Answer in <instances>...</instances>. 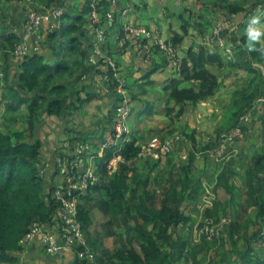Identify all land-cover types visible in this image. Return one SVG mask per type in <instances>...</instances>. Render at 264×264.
Segmentation results:
<instances>
[{"label":"trees","instance_id":"16d2710c","mask_svg":"<svg viewBox=\"0 0 264 264\" xmlns=\"http://www.w3.org/2000/svg\"><path fill=\"white\" fill-rule=\"evenodd\" d=\"M14 1L0 0V18L2 17L5 22L11 15L8 16L7 11H12L11 6L8 8V5H5H13ZM40 1L47 10H64L60 18L62 22L60 28L44 29V39L47 42L45 53L49 51L53 57L52 61H49L48 56L43 52L26 55L19 62L17 73L13 75L11 58L14 57V51L22 43L23 38L16 32L19 25L17 20H12L14 21L12 26L8 24L4 27H2L3 21H0V75L1 73L3 75L0 76V91L5 99V101L0 100V104L5 106L7 113H17L22 120V122L19 120L22 125L20 130L0 129V264H19L20 253L24 250L21 241L35 222L51 226L52 230L60 238L62 237L63 222L60 217L62 203L54 196L56 190L54 180L61 173V169L56 164L52 174L44 170L46 167L43 155L44 142L37 134L42 113L64 118L66 113L72 112V107L79 110L83 104L95 99L97 93L85 90L87 75L101 78L104 87L115 95L116 100L112 109L124 100V95L117 89L119 84L112 71H109L101 60L96 62L90 60V48L86 45V39L89 36H94L96 39L95 32L90 27L89 12L92 0H84L81 6L73 4L75 0ZM229 1L234 3V0ZM96 7L103 19L108 12L113 13L115 18L113 23L106 20L102 23L112 34L116 30L117 34L123 36L124 23L120 21V10L113 5L112 0H97ZM259 8H264V0H254L252 6L248 8L241 6L237 9L246 13L242 27L249 21L250 15L256 13ZM234 13L228 14L234 15ZM202 17L209 24L216 23L212 21L211 15L200 18ZM231 20L234 21V18L232 17ZM204 24L202 21L198 24L202 35L205 33ZM183 29L184 33L170 29L167 44L176 50L186 44L189 27L184 25ZM223 34L227 36L226 43L233 50L236 61H231L232 58L227 55L229 60L220 52L217 43H214L211 49L204 44L192 42L186 48L185 56L178 62L177 75L165 86L163 96L166 113L172 115L177 110V118L181 119L190 106L208 100L220 88L222 83L218 75L211 70L212 67L223 69L229 65L233 69L247 70L252 77L245 87L234 90L231 103L223 108V118L217 128L220 135L235 130L241 124L243 115L261 95H264V75L261 69L253 65L256 61L264 65V46L259 41L252 50H249L246 34L241 37L235 32L226 35L225 31ZM147 42V39L143 40V44ZM126 47L128 45H124V48ZM158 51L164 55L162 50L158 49ZM155 70L148 73L147 77L150 80L139 84L138 90L128 87L131 101L142 100V94L147 93V85L153 83L151 76ZM106 74H109L108 80L104 79ZM59 79H66L69 83H57ZM79 82L82 83L81 90L86 91L84 96L82 91H77L74 86L69 87L70 83L74 85ZM75 96H77L76 100ZM65 97H72V104H68ZM144 110L150 111L152 108L147 107L141 112ZM110 113L111 111L109 115ZM23 115H26V118L23 119L25 117ZM171 130L167 129L160 137L167 139V134L173 133ZM186 132L187 137L196 140L190 132ZM102 139L109 142L115 140L113 127L102 133L100 138H94L95 142L82 137L72 138L70 142H83V144L89 142L98 150L102 148ZM138 141L139 139L134 137L122 148L112 146L104 151L103 156L97 154L93 164L95 174L100 175L101 179L99 182L90 180L87 194L84 196L89 199L92 193H97L100 199L95 207L110 219L99 229L89 204L82 203L78 206V219L85 231L88 244L93 247L96 260L90 262L86 258L81 259L79 250L72 249L74 264H178L182 263V260L188 264H264V149L251 158L246 170L247 188L244 194L247 205L245 200L240 203L237 216L230 224L231 231L223 238L222 247L209 259H203L200 257L202 245L208 246L205 249L207 255L218 240L209 243L205 239V243L194 244L189 248L185 229L190 224L192 216L189 213L190 207L187 210L182 209L185 201H188L190 206L196 204L203 192L200 177L194 186L190 183L195 154L191 150L189 161L182 169L183 176H170L168 186L159 192L152 184V178L157 177L161 182L165 179L169 171L163 168V160L165 163L174 162L177 151L173 150L165 159L156 161L149 159L142 170L138 171L130 164L141 152ZM69 148L71 151L76 149L71 145ZM115 154L120 155L124 162H120L116 172L108 176L107 163ZM60 156L63 157L64 154ZM74 156H69V160L76 158ZM85 161L87 163V158ZM155 170H157L156 174ZM238 171V167L228 165L220 172L214 190L217 192L224 184L232 190L228 192V202L215 201V210L218 213L219 211L228 213L227 206L237 201L235 194L237 187L232 184V179ZM82 193L80 190L75 191L76 196ZM251 208H257L258 227L249 232L243 229L240 219L244 218L240 215L246 216ZM215 214L214 209L208 208L205 216L212 218ZM220 216L222 214H218L217 219L220 220ZM139 238L142 239L141 242ZM104 239H113L115 251L111 252L104 246L100 251L98 243ZM235 246L240 248L239 257L236 259L233 258L236 256ZM81 248V250L86 249ZM220 254H222L221 258H219Z\"/></svg>","mask_w":264,"mask_h":264},{"label":"rangeland","instance_id":"374dc122","mask_svg":"<svg viewBox=\"0 0 264 264\" xmlns=\"http://www.w3.org/2000/svg\"><path fill=\"white\" fill-rule=\"evenodd\" d=\"M253 1L254 0H234V3L233 2L231 3L229 0L228 2L226 0H223V2H221L220 0L218 1H213V0H121L119 10L126 9V8L129 9L130 5H132L131 7L133 8L136 7L135 11L134 9L133 11L132 10L130 11V16L132 19H135L136 13H132V12H136V11L139 12L140 16H137L139 21H137L138 23L136 21L133 22V20L131 22H133L136 26L146 25L148 26V28L155 29V31L157 30L158 33L160 32V35H159L160 39L163 40L165 44H166V40L169 37L170 29H174L181 33H184L185 31L183 29V26L185 25L189 27L188 36L185 41L186 42L185 46L177 50L180 60L185 56L186 48L190 46L189 44H191L192 42H198V43L204 44L205 46L211 49H213L214 43H217L220 46L218 50L226 56L229 55V57L232 58L231 61L235 62L236 58L233 54V50L231 49L230 46L227 45L226 39H225L227 38V36H224L223 33L226 31L227 33L226 35H231L233 32H235V34L239 33L240 34L239 37H241L243 34H246L245 29L247 28L251 18L253 17H259L260 24L264 25V8H259L258 10H256V13H254L253 15H250L249 21L245 22L246 25L242 27V22L244 21L246 13L238 11L237 9L241 6L248 8L249 6H252ZM83 2L84 0H75L73 4L75 3L81 6ZM5 6H7L8 8L9 6H11L12 11H7L8 16L11 14L9 16L8 21L5 22L1 19L2 17L0 18V21H3L2 27L8 24L12 26L13 25L12 23L15 20H17L19 22V25H18L19 32L18 33L22 36L23 41L24 39L27 40L26 35H29L30 33L24 27V20L27 17V15L31 12H35L39 15L45 14V10L42 8L44 4L40 0H24V1L15 0L13 5L6 4ZM51 10L53 9H49V11ZM225 11H229L228 13H231V12H235V13L234 15L232 14L229 15ZM224 14H226V17L228 18L227 20L229 21V26L224 28L223 33L219 37H217V34L215 32L216 24L215 23H213L214 25L209 24L204 17L200 18L201 16L211 15L213 16V18L211 17L212 21L216 22L219 17L223 18ZM232 17L234 18V21L230 20ZM12 20L14 21L12 22ZM200 21L205 23L204 24L205 33L203 35L201 34V30L198 25ZM56 23H57V20H56ZM56 23H53L51 25H55ZM103 26L105 30V36H106L105 44L107 45H106V49L104 48L102 50L105 53V55H107L108 57L113 59L114 62L119 64L118 72L120 70L121 71L118 74L117 78L122 80V82L124 83V88L120 86L121 82L117 81L119 84L117 89L119 92L122 89L123 91H121V94H123L122 92H124L126 96L128 97V100H129L128 108H130L131 113L129 114L130 116L128 118L121 119L122 118L121 114L120 112H118L116 107H113V109L112 108L107 109V110L105 109L103 111L101 109H98V110H101V114L100 116H98L96 120L102 119V125L101 124L97 125V129H98L97 132L89 133L90 131L85 130L86 128L84 129V124H82V121L81 123L79 121L80 119L82 120L84 119L85 121L90 123L91 121H88L89 119L88 116L89 114H91V112H93L92 108H88V110H83L82 108L79 110H76L72 107L71 108L72 112L66 113V116H65L68 119V123H67L68 130L67 132L65 131L66 136H64L65 139L67 138L65 141V143H67V146H66L67 148H65L64 150H60L58 152L57 166L59 168L61 167L60 169H63L64 165L58 164L59 159L68 160V157L73 156V155H75L74 157H77L76 159L79 158V160L80 161L82 160L83 162L84 160H86V158L93 161L95 160L97 154L100 156H103L104 151L106 149H109L112 146L122 148V146L125 143L132 141L134 137L139 139L138 144L140 145V147H142L146 145L150 141L151 138L157 137V136L160 137V135L164 133V131H166L167 129L169 130L172 129L171 131H173V133L167 134L166 138L171 139L172 141L175 140V142H180L181 150L183 152H180L181 155L179 157H176L175 161L172 163H165V160H163L164 162L162 163L163 168L173 173L170 174L168 172V174L164 177L165 179L162 182L157 177L152 178V184L156 186L158 188V191L160 192L162 191L163 188L168 186V183H169L168 180H170L169 179L170 176L172 175L173 177L181 176L183 172L182 170L183 166L186 165V163H188L189 156L191 154L190 152L191 150L193 151V153L195 154L194 157L196 158L193 163L194 170L192 171V175L190 177V183L192 186H194L196 181H198V178L200 177L201 185L203 187V192L199 196V199L196 202V204L190 206L188 205L189 204L188 201H185V203L182 205L183 210H187L190 207L189 213L192 216V220L190 221V224L185 230H186V233L189 239L188 240L189 248L193 246L194 244L205 243L204 242L205 239H207L209 243H211L215 239L219 241V242L217 241L216 244L214 243V248L212 247V251L208 253L207 255H206L205 249L208 246H206L205 244L202 245L203 248L200 251V257L203 259L204 258L209 259L211 256L215 255L217 251L220 249V247H222V245L224 244L223 238L226 235H228L231 231L230 224L232 223V220L235 218V216H237V212L240 208V203L245 200L244 201L246 203L245 205H247L246 196L244 194L247 188L246 181H245L246 170L250 163L249 161H251V158L257 152H261L264 149V101H260L261 98H264V95H261L256 100L254 105L250 107V109L246 112V114L243 115L242 118H247L248 120L244 122H242L241 120V124H242L241 128L242 130L245 129L246 131H242V134H243L242 137L239 136V137L234 138L233 144L228 153L229 155L227 156V157L229 156L230 157L226 159L213 157V155L216 154L217 150L219 149L220 145L223 142L221 140L222 136L225 133H228V132H223L220 135V132L219 133L217 132V128L220 126V121L223 118V112H224L223 108H226L227 105L231 103L234 90L245 87V85L247 84L250 77H252V75L247 70L233 69L229 65H226L223 69H217L214 67L211 68V70L215 74L218 75L219 80L223 78V74L225 72L224 81L226 85H224V81L223 82L221 81L222 84L220 88L218 89L217 93L213 97L209 98L208 100L203 101L200 104H198L199 105L198 108L201 111V113L199 114V110H198V115L206 116V119L202 124L201 131H198L197 127H194L195 124H198V123H196L191 118L190 113L187 115L188 112H186V114H184V116H182L181 119L177 118V113H178L177 110L172 115H168L166 113V105H165L164 97L162 99H156L155 98L156 94L154 91L149 92V94L143 96L142 100L136 99L134 101H131V97L129 96V90H128V87H130V85L128 84L130 83L129 82L127 83V80L124 79V77L126 76L125 75L126 67L125 68L122 67L124 66L123 64L127 62V60L125 59L126 57L124 56L125 52L122 51L123 50L122 47L119 49V54L121 56V61H119L118 56L117 57L115 56L113 49L111 48L112 45L116 44V41L115 43L113 41L109 43V39L111 37V31L109 28L107 30L104 24ZM41 29H42V26L38 30V32H41ZM43 38H44V32L38 35V37L36 38V41L41 42ZM241 40L242 39L240 38V41ZM260 42L261 44L262 42H264V35H262ZM148 43L150 42L148 41ZM141 45L145 46L143 42L141 43ZM129 48L131 49L130 50L131 52L132 50H134L133 46H128L126 48V51H128ZM154 48H156L157 50L158 49L162 50L160 47H157L155 45H154ZM143 51H144V48L141 47V49L137 51H133V52H135L136 57H144ZM161 52L165 55L164 57H166V59L168 56V62H171L173 67H175V69L178 70L179 66H175L173 60L178 61V62L180 60L174 57H172L171 59V56L166 51H161ZM253 65L261 69L264 75V65L263 64L256 61ZM0 76L1 77L3 76L2 73ZM67 80H70V79H67ZM61 82H65L66 84L69 83L66 81V79H59L57 81V83H61ZM75 85L77 84L73 85L70 83L69 87L74 86V89H77V91L78 90L82 91L81 90L82 87L80 88V85H77V87ZM88 86H92V85H88ZM85 92L86 91L81 92L83 96L86 94ZM216 97L217 99L219 97V99L218 100L214 99ZM3 98H4V95L2 91H0V100L5 101V99ZM71 99L72 97L67 98L68 104L69 103L72 104ZM213 100L215 101V103H220V105L217 106ZM150 102H152L156 106L154 111L151 114L147 113L148 112L147 110L141 112L140 108L146 107L148 104H151ZM110 111L111 113L109 115ZM43 115L44 113H42L41 117ZM80 115H82V117ZM23 116H25L23 117V119L26 118V115H23ZM92 117L93 116L91 115V118ZM171 119H172V122H171ZM19 120L22 122L20 117L17 116V113H14V114L7 113L5 106L3 104H0V129L2 130L4 129L7 131L20 130L22 129V125ZM96 120H94V122ZM75 121H78L81 126L78 127ZM115 122H121L125 124V129H127V132L124 133L123 137L116 136L117 139L112 143H107L105 139H102L103 142H102L101 149L97 150L93 146L89 145L90 149H88L82 157H79L78 152L76 153L75 150L81 148V146L84 144L83 142L81 143L74 142V141L70 142L72 138L82 137L84 139H89V140H92L94 138L98 139L101 137L102 133H104L105 131H109L110 128L114 126ZM186 131L188 133L190 132L191 133L190 135H193L196 138V140L190 137H187L185 134ZM69 132H71V134H69ZM87 144H90V143L87 142ZM70 145L74 146L76 149L74 151H71V149L69 148ZM62 153L64 154L63 157L60 156V154ZM115 157H117V159L113 160ZM119 158H120V155L115 154V156L109 160V162L113 160L112 162L114 166L116 167V170L118 168L117 160ZM138 158L139 156L137 158H134L132 162H130L132 168H136L138 171L142 170L146 161H149V159H152L154 161L158 160V159H153L150 156L148 157V155L142 160H139ZM175 163L176 165L174 166ZM228 165L239 168L238 173L232 179V184L234 183L235 186L237 187V190H235V194H236L237 201L238 200L239 201L238 202L236 201L232 205L227 206L228 213L226 211H219L218 213L215 210V201L220 200L223 203L228 202L227 201L229 200L228 192L232 190V188L230 187L228 189L227 184H224L222 187H220L217 192L214 190L216 184L218 183L220 172L222 170H225ZM116 170L113 171L112 174H114ZM149 170L150 169H148V171ZM49 172L50 174L53 173L52 171H49ZM154 173L156 174L157 170H155ZM62 175H63V172L59 174L58 179L56 177V179L54 180L55 183L57 182L59 183L61 181V180L59 181V179L66 180L64 179V176ZM94 176H95V181L99 182L101 179V176L97 174H95ZM108 176H110L109 173H108ZM66 184H67V181H66ZM87 190L88 189L84 190L82 194H79L78 196H76L72 202L67 201L69 204L68 206L69 211L68 210L64 211V214L68 215L70 217L69 220L74 222L75 223L74 225L77 226L78 223H76L75 220L76 218H78V214H79L78 206L82 203H87L89 204L94 214L95 224L98 226L99 229H101L102 224L107 222L110 218L95 207L96 202L100 199V196H98L97 193L95 192L92 193L89 199L85 198L84 195L87 194ZM208 191L211 192V194H209ZM213 197H215V199L213 200V206L211 207V209H214L216 214L212 218L211 217L206 218L205 214H206V210L208 209V205H209L208 201H210L211 198ZM218 214L220 215L222 214V216H220V220L217 219ZM225 214H228V215H225ZM257 214H258L257 208H251L249 214H247L244 217L242 214L241 215L239 214L241 218H244V219H240L241 225L243 226L244 230L252 232L257 229L256 228L258 227ZM238 220H239V217H238ZM202 223H204L205 225L201 226ZM74 225H72L71 228H67V231L69 232V234L70 232L71 233L73 232ZM208 227L210 228V230L212 228L215 229L214 236L212 237L208 236L207 234ZM46 228L49 231H53L51 226H46ZM83 232L85 234L84 230ZM85 238L87 242L85 250H81L82 248L80 246H76V247L74 246L72 247V249L79 250L78 251L79 258L81 259L86 258L90 262H95L96 254L92 249L93 247L88 244V239H87L86 234H85ZM139 241L141 242L142 239L139 238ZM26 245H24V248L26 247ZM98 246H99L100 251L103 249V246L106 247V249H108L111 252L115 251L113 239H104L102 242L98 243ZM256 246H259V245H256ZM235 249H236V253H235L236 256L233 258L236 259L239 257L240 248L235 246ZM221 256L222 254L219 255V258H221ZM178 264H188V263L185 262V260H182V263H178Z\"/></svg>","mask_w":264,"mask_h":264},{"label":"built area","instance_id":"2783aa9c","mask_svg":"<svg viewBox=\"0 0 264 264\" xmlns=\"http://www.w3.org/2000/svg\"><path fill=\"white\" fill-rule=\"evenodd\" d=\"M97 0H92L91 3V11L89 12V16L91 19L90 27L93 28L96 36L95 40V50L94 54L90 57L91 61H97L101 60L107 69L109 71H112L113 76L118 82H121L120 86L124 88V83L122 80L117 78L118 74L120 73L119 70V64L113 61L110 57L105 55L102 49H104V45L106 43V36H105V30L103 26V20L106 22L113 23L115 18L113 16L112 12H108L105 19L101 17L100 12L98 11L96 7ZM113 5H119L120 0H112ZM130 9H121L119 12L120 18H126L124 21V35L121 36L120 34L117 36L118 41L122 45H127V44H139L141 45L142 41L144 39H148L151 41H154L155 44L160 45L161 48L167 50L170 55H172L174 58H176V53L175 50L172 47H169L163 40L160 39L159 33L156 31H153L149 29L146 26H136L133 22L130 20H127L130 16ZM51 14L57 19V23L55 25H52L49 30H54V28H60L62 22L60 21L61 16L64 14L63 9H53L50 11ZM46 18V15H39L35 12H31L27 15V17L24 20V27L30 32L29 35H26V37H29L31 34L37 33L38 30L42 26V21L43 19ZM119 18V19H120ZM229 26V21L226 18H223L219 20L216 25H215V32L217 34V37H219L222 33L225 27ZM16 32H19L18 29H16ZM138 45V46H139ZM148 51H150L148 49ZM30 48L28 45L27 40L22 41L20 43L15 51H14V56L21 57L23 58L26 55H30ZM175 65L178 64V61L174 63ZM120 76V75H119ZM104 79L108 80L109 79V74H106L104 76ZM121 91H123L121 89ZM120 91V92H121ZM124 96V100L117 105L116 109L118 112L121 114V119L123 118H128L131 113L129 106V100L128 97L124 92H122ZM260 101H264V98H261ZM242 122L248 120L247 118H242ZM242 124H240L235 130L232 132L225 133L222 136V144L220 145L219 149L217 150L216 154L213 155V157L221 158V159H226L229 158L227 157L230 151V148L233 144V140L236 137H242ZM114 136L115 140L117 137H123L124 133L127 132V129H125V124L121 122H115L114 126ZM114 140V141H115ZM113 141V142H114ZM107 143H112L107 141ZM91 144H84L81 146V148L75 150V152H78L79 157H82L84 152L90 149ZM174 145H175V140L171 139H162L160 137H153L150 139V141L141 147V152L139 154L138 159H143L145 157L150 156L153 159H162L166 156H168L173 150H174ZM92 146V145H91ZM77 158V157H76ZM74 158L73 160H62L59 159L58 164L64 165L63 169H61V172H63L64 179L58 183H56V190H55V198L62 203L61 209H60V217L63 222V227H62V237L60 238L59 235L54 233L53 231H49L46 228L45 224H42L40 222H35L33 226L31 227V230L29 233L23 238L21 241V244L26 245L27 243L33 241L37 236H39L44 243L46 250L50 254H59L67 251L68 249H72V247L76 246H84L86 248V238L85 234L83 232L82 225L80 224V221L78 218H76L75 222L78 223L77 226H75L74 222L69 220V216L64 214V211H69V204L67 201L72 202L74 198L76 197L75 191L80 190L84 191L88 189L90 180L92 182L95 181V167H94V160L87 159V163L84 160V162L81 160ZM76 159V160H75ZM117 159L115 157L113 160ZM113 160L110 162L108 161L107 163V169L108 173L112 175L113 171L116 170V167L113 164ZM217 160V159H216ZM76 161V162H75ZM118 165L120 162H124V159L120 156V158L117 160ZM110 163V164H109ZM61 168V167H60ZM76 170V172L74 171ZM67 181V184H66ZM209 194L211 192L208 191ZM215 197L211 198L210 201H208L209 205L208 208H211L213 206V200ZM65 218V219H64ZM74 221V220H73ZM71 223V224H70ZM72 225H74L73 232L69 234L67 231V228H71ZM65 228V230H64ZM207 234L209 237H212L215 235V229L208 227Z\"/></svg>","mask_w":264,"mask_h":264},{"label":"crops","instance_id":"0c3cea01","mask_svg":"<svg viewBox=\"0 0 264 264\" xmlns=\"http://www.w3.org/2000/svg\"><path fill=\"white\" fill-rule=\"evenodd\" d=\"M131 6L132 5L129 6L131 8V10L133 11V9H134V11H135L136 7L133 8ZM42 8L45 10L46 18H44V21L42 23L41 32H37L38 34L34 33V34H31L29 37H26L28 45L30 47V53L31 54L40 53V52L45 53V51H47L46 40L43 38V40H41V42H38V41H36V38L38 37L39 34L43 33L44 29H47V27L50 29V27L52 26L51 24L56 23V20H57L51 14V12L49 10H47L44 6H42ZM132 13H136L135 14L136 18L135 19L131 18V21L132 20H133V22L139 21L137 16H140V13L137 11L132 12ZM118 35L119 34L116 33V30H114V34L111 33L109 43L112 41L115 43V41H116V44L112 45L111 48L113 49L115 56L116 57L118 56L119 61H121L119 49L122 47L123 48L122 51L125 52L124 56L126 57L125 59L127 60V62H125V63L123 62L124 66H122V65L121 66L124 68L126 67V70H125L126 76L124 77V79L127 80V83L128 82L130 83L128 85H130V87L134 88L135 90H138L139 84L140 85L144 84L148 80H150L147 77L148 73L150 71H152L153 69H156L151 76V80H153V83H152V85L151 84L147 85V93L142 94L141 99H143V96H145V95L149 94V92H153V91L156 94L155 95L156 99H162L164 96L165 86L168 85L170 80L177 75L175 67H173L171 62H166V60H168V58L166 59V57H164L165 55H161L160 52L156 48L155 49L153 48V46H154L153 41L147 40L150 43L147 42L148 44L147 43L144 44L145 46L139 45V44H136V45L129 44L128 46L134 47L133 48L134 50H132V52H131L130 48L128 51H126L127 47L124 48V45H122L118 41V37H117ZM94 39H95L94 36H92V37L89 36L86 39V45H87V47L90 48V55L91 56L95 50V40L96 39L95 40ZM106 45L107 44H105L103 48L106 49ZM141 47L144 48V51H143L144 57H136L135 52H133V51H137V50L141 49ZM151 47L153 48V50L151 49ZM148 49L150 51H148ZM46 55L48 56L49 61L53 60V57L51 56L49 51L47 52ZM21 60H22V58L17 57V56H14L13 58H11V69H12L13 75H15L17 73L18 65H19V62ZM96 61H97V59H96ZM96 61H93V62H96ZM94 76H92V77L91 76L88 77V75L85 76V78H86L85 84H86V91L97 93V97L95 99L91 100L90 102L83 104V106H82L83 110H88V108H92L93 112H91V114H89V116H88V118H89L88 121H91V122L88 123L84 119L83 120L80 119V121H79L80 123L82 121V124H84V129L86 128L85 130L90 131L89 133L97 132V130H98L97 125L98 124L102 125V119L96 120L98 118V116H100L101 110L103 111L105 109L106 110L110 109L114 105L115 100H116L115 95L110 93L109 90L107 89V87H104V84L102 83V79L101 78L98 79L97 77H94ZM224 77H225V72L223 74V78H221L220 81L223 82ZM80 82L77 85H80V88H81L82 83H80ZM134 82H136V83H134ZM77 85H75V86L77 87ZM88 85H92V86H88ZM224 85H226L225 81H224ZM74 99L76 100L77 96H75ZM214 99H217V97ZM218 99H219V97H218ZM150 103L151 104H148L146 107H142L140 109L142 110V109H145V108L150 106V108H152V110H150V111L147 110L148 111L147 113L151 114V112L154 111L156 106L152 102H150ZM214 103H215V101H214ZM215 104L217 106L220 105V103H215ZM198 106L199 105L190 106L188 108L189 111L187 110V112H188L187 115L190 113L191 118L196 123H198V124H195V126L194 125L193 126L197 127L198 131H201V127H202L203 122L206 119V116H199L198 115V110H199ZM98 109H101V110H98ZM89 111H87V112H89ZM200 113H201V111L199 110V114ZM91 115L93 116L92 118H91ZM80 116L82 117V115H80ZM94 120H96V121L94 122ZM79 122L75 121V123L77 124L78 127L81 126L79 124ZM67 123H68V119L66 117L59 118L56 116H49L47 114H44L43 117L41 118V121L39 123L40 125L37 129V134L40 135V138H42L43 142H44L43 155H44L45 164H46V167L44 168V170L53 171L55 168V165L57 164L58 152L60 150H64L65 148H67L66 147L67 143H65L67 138L66 139L64 138V136H66L65 131L67 132V130H68ZM204 133H206V132H204ZM69 134H71V132H69ZM92 141H93V139H92ZM93 142H95V141H93ZM253 147H255V146H253ZM174 150L177 151L175 158L179 157L181 155L180 152H183L181 150V143L180 142H175ZM58 176L59 175H57V179H58ZM59 180H61V179H59ZM54 233H56V232H54ZM73 258H74V252L72 251V249H68L67 251H65L63 253H59V254L48 253L44 243L41 240V238L39 236H37L33 241H31L29 244H27L26 247L24 248L23 252L20 253L19 264H74Z\"/></svg>","mask_w":264,"mask_h":264},{"label":"clouds","instance_id":"9594fccd","mask_svg":"<svg viewBox=\"0 0 264 264\" xmlns=\"http://www.w3.org/2000/svg\"><path fill=\"white\" fill-rule=\"evenodd\" d=\"M118 8H119V6H120V4L119 5H116ZM129 9H130V7H129ZM131 10V9H130ZM223 18H226V19H228L227 17H226V14H224V17ZM223 18H218L217 19V21H216V23L219 21V20H221V19H223ZM121 20V22H123V20L125 21L126 19L125 18H120ZM130 19V21H131V16H129V18H127V20H129ZM231 20V19H230ZM124 23V22H123ZM215 23V24H216ZM143 26H146V25H143ZM146 27H148V26H146ZM149 29H151V28H149ZM151 30H153V31H155V29H151ZM245 33H246V36H247V47H248V49L249 50H252L254 47H255V43L256 42H259V41H261V37H262V35H264V25H261L260 24V18L259 17H253V18H251V20H250V22H249V24H248V26H247V28L245 29ZM159 35H160V33H159ZM148 40V39H147ZM154 42V41H153ZM155 46H157V47H160V45H157V44H155V43H153ZM166 44H167V40H166ZM127 45H129V44H127ZM168 45V44H167ZM169 47H172V46H170V45H168ZM262 46H264V42H262ZM153 48H154V46H153ZM153 48L151 47V49L153 50ZM161 48V47H160ZM174 50H175V53H176V58H178L179 59V54H178V52H177V50L174 48V47H172ZM155 49V48H154ZM162 49V51H166L168 54H169V52L167 51V50H165V49H163V48H161ZM170 55V54H169ZM171 56V59H172V55H170ZM180 60V59H179ZM173 62L175 63L176 61L175 60H173ZM175 65V64H174ZM175 66H179V64H177V65H175Z\"/></svg>","mask_w":264,"mask_h":264}]
</instances>
